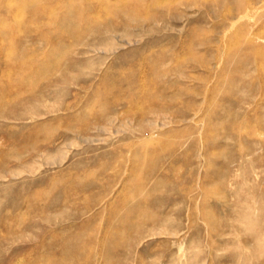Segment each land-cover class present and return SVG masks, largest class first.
<instances>
[{
	"label": "rangeland",
	"instance_id": "rangeland-1",
	"mask_svg": "<svg viewBox=\"0 0 264 264\" xmlns=\"http://www.w3.org/2000/svg\"><path fill=\"white\" fill-rule=\"evenodd\" d=\"M258 45L264 0H0V264H264Z\"/></svg>",
	"mask_w": 264,
	"mask_h": 264
},
{
	"label": "bare ground",
	"instance_id": "bare-ground-1",
	"mask_svg": "<svg viewBox=\"0 0 264 264\" xmlns=\"http://www.w3.org/2000/svg\"><path fill=\"white\" fill-rule=\"evenodd\" d=\"M131 4V3H128L127 6ZM106 5V9H107V13L108 14H114L116 16H120L122 15L124 18H131L132 17V13L135 12L138 8V11H141L142 13L146 10V6L144 5L143 7L142 6H136V9H129V7H118V6H112V5H109V4H105ZM125 6V5H124ZM132 7V6H131ZM37 10L39 11H43V12H47L49 14H55V9L54 8H46V7H36ZM146 19L148 20H153L154 17L152 15H149V14H146ZM92 18V17H91ZM90 18V19H91ZM86 20L83 22V29H81V31L79 33H75V35H80L82 36L84 33L86 32H90V31H93L94 28H96V26L99 24L98 22H100V20H98L97 17H94L92 18L91 20ZM73 22L75 20H72ZM105 22V21H104ZM100 25V24H99ZM104 32H108V31H111L112 30V26L110 24H108L106 22L105 26H104ZM247 43H251V40L247 39ZM253 51L256 52V54L258 55H262L264 57V45H258V46H255L253 48H251ZM58 62V61H57ZM56 61H48V60H35V63L37 64H45V65H49V64H55L57 63ZM58 64V63H57ZM77 64V62L75 63ZM182 76V75H181ZM20 87L24 86L23 84H20L19 85ZM19 86H16L14 87L15 90H16V95H20L19 91L20 90H17V88L20 89ZM31 90V89H30ZM176 93V91H175ZM154 96H158V98H161L162 95L161 93L155 95ZM146 111H142L141 113H145ZM148 112H157V108L154 107V106H151V108L148 109ZM1 114V112H0ZM184 120H186V118H184ZM161 125H165L164 122H161ZM133 164H134V168H138L142 165V163H145L146 160H145V157L143 158H138V157H135L133 159ZM142 167H144V169H147L149 171V174L147 176V178L145 179H141V178H133V177H130V175L128 176L127 178V182L126 184L124 185V189H127V190H130L131 187H134L135 188V193L129 191L128 194H126L127 196V199L128 201L126 203H124L126 206H127V210L129 212H127V217H126V221H125V227L130 230L134 229L138 224H141V223H145L147 220H153L152 216H153V213L151 214H148V215H145L143 213H141L142 210H145V209H148L147 206H144L143 205V201L148 197L149 198V195H151L152 191L158 189V188H161V186L165 185L167 182V179L165 177H156V171L152 172V169H153V166H148L146 163L142 165ZM158 170V169H157ZM134 195H137V196H141V200L135 202V203H131L129 202L130 199H132L134 197ZM136 197V196H135ZM129 204V205H128ZM131 210V211H130ZM138 214H134L139 212ZM150 217V218H149ZM115 237H119L120 234H118V232L116 233H113Z\"/></svg>",
	"mask_w": 264,
	"mask_h": 264
}]
</instances>
